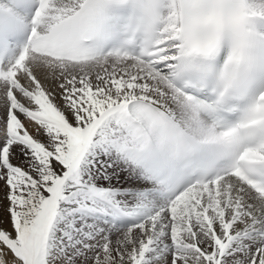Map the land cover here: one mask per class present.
<instances>
[{
	"label": "snow or ice",
	"instance_id": "1",
	"mask_svg": "<svg viewBox=\"0 0 264 264\" xmlns=\"http://www.w3.org/2000/svg\"><path fill=\"white\" fill-rule=\"evenodd\" d=\"M0 264H264V0H0Z\"/></svg>",
	"mask_w": 264,
	"mask_h": 264
}]
</instances>
